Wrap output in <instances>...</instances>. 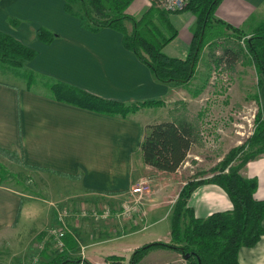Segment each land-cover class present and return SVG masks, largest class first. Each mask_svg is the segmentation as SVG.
<instances>
[{
  "label": "crops",
  "instance_id": "0c3cea01",
  "mask_svg": "<svg viewBox=\"0 0 264 264\" xmlns=\"http://www.w3.org/2000/svg\"><path fill=\"white\" fill-rule=\"evenodd\" d=\"M149 7L148 0H134L126 14L138 17ZM10 17L20 19L15 29L9 25ZM214 18L241 30L248 38L264 23V0H222L214 11ZM170 20L177 37L163 53L169 58L183 59L191 44L196 20L186 11L171 14ZM128 23L124 25L130 33ZM214 26L220 27L215 23ZM43 27L57 35L48 45L37 39V30ZM0 30L37 52V56L25 64V70L36 76L30 87L22 74L17 77L14 72L0 68V74L13 75L11 82L0 79V149L12 153L25 167L43 171L47 176V197L55 200L76 197L77 201L99 204L106 198L128 193L142 178L138 177V172L155 171L143 164L140 148L145 126L158 123L153 113L164 107L141 109L127 118L111 117L59 103L51 98L48 90L49 85L62 82L102 99L125 104L159 97H165V105L175 102L176 85L156 81L150 69L122 45L121 33L109 28L97 32L84 29L79 18L64 11L63 0H0ZM243 69L237 72L238 77L244 75ZM16 78H20V83L14 81ZM261 81L258 96L264 117L263 78ZM195 145L196 142L187 157ZM197 157L194 155L193 159ZM242 176L258 181L254 197L264 200V154L247 163ZM24 197L0 183V244L3 241L6 245L21 243L22 231L16 228L22 223L26 227L32 221L31 207L25 206ZM148 198L152 200L150 195ZM21 200L24 206L20 209L17 225L13 226ZM187 207L200 219L231 210L225 193L215 185L198 187ZM156 209L144 211L143 218L139 213L138 217L134 215L120 226L119 235L112 234L111 219L102 224L74 220L75 227L80 229L65 240L66 252L71 254L68 258L78 256L76 258L91 264H118L119 261L107 258L124 260L145 244L169 243L170 231L168 238L152 231L145 233L161 220V213L157 218H149ZM138 219L142 223L136 226ZM141 226L148 228L143 235L137 231ZM30 233L32 229L27 231ZM9 236L14 237L11 242ZM113 243L120 245L109 249L107 246ZM242 251L240 249L238 254L241 264ZM153 255L150 252L146 258Z\"/></svg>",
  "mask_w": 264,
  "mask_h": 264
},
{
  "label": "trees",
  "instance_id": "16d2710c",
  "mask_svg": "<svg viewBox=\"0 0 264 264\" xmlns=\"http://www.w3.org/2000/svg\"><path fill=\"white\" fill-rule=\"evenodd\" d=\"M63 1L64 11L79 18L84 29L97 32L109 28L121 33L122 45L132 51L160 83L182 85L194 78L201 51L205 46L212 49L216 45L212 44L213 42L207 44L206 39L212 36V31L216 29L214 23L218 24L220 28L235 34L237 39H243V51L250 56L259 77L258 90L262 86L264 23L246 38L241 30L231 28L214 18V11L222 0H191L183 11L191 13L196 20L191 44L183 59L169 58L163 53V49L176 39L177 31L170 20L173 13L158 9L157 0H148L150 8L137 19L126 14L127 8L134 0ZM126 21L132 24L131 33L125 28ZM13 25H17L16 20H13ZM56 37V34L44 28L37 30L38 41L45 45L50 44ZM241 51L226 47L223 48L220 58H215L212 52L210 58L217 67L223 63L232 69L242 55ZM36 56L37 52L33 48L0 32V63L4 69L25 70V64ZM21 74L28 87L35 82L34 73L25 70ZM48 90L51 98L59 103L111 117L127 118L141 109L164 106L163 102L154 100L134 104L105 100L62 82L49 85ZM255 99L259 102L258 95ZM254 119L252 135L242 146L231 150L210 177H195L181 187L170 216V243L154 242L143 245L132 253L129 264H138L152 249H167L182 257L188 255L185 260L187 264H241L238 259L239 250L253 248L264 236V200L254 197L258 181L240 174V170L247 163L264 154V117L260 105ZM195 139V129L185 121H162L147 125L140 148L143 164L157 172L174 174L187 159ZM0 155L15 159L12 153L2 149ZM236 160H240L239 164L233 165ZM3 179V172L0 170V183H3ZM203 185L219 187L229 200L231 210L212 213L205 219L197 218L193 210L187 207V203L192 193ZM20 209L21 207L18 208L13 226L17 223ZM107 260L116 259L109 257ZM40 264L91 263L81 258L71 259L59 255L54 260Z\"/></svg>",
  "mask_w": 264,
  "mask_h": 264
},
{
  "label": "rangeland",
  "instance_id": "374dc122",
  "mask_svg": "<svg viewBox=\"0 0 264 264\" xmlns=\"http://www.w3.org/2000/svg\"><path fill=\"white\" fill-rule=\"evenodd\" d=\"M157 8L162 10L158 6ZM138 17L133 18L137 19ZM13 20L16 19L9 18V25L15 29L21 22L20 19L16 20L17 25H13ZM128 24L131 26L129 31L130 29L132 31V24L130 22ZM209 42L216 45H212V49L208 48L207 50V46H205L201 51L195 72L196 77L194 76L193 81L176 85L177 97L175 102L164 104V108L156 109L153 113L154 119L158 122L185 121L195 129L196 145L176 173L164 175L167 173L140 171L138 177L141 176L142 178L130 189L138 188L140 189L139 193L133 195H130L129 192L123 195L117 194V197L106 198L105 201H101L99 204H88L80 200L78 202L75 199L76 197L62 200L47 197V188L45 187L47 176L43 175V171L25 167L18 160L0 155V170H2L4 178L3 185L25 196L23 198L24 204L31 207L29 213L32 220L30 225L25 227L22 223L19 226L20 229L16 228L22 231L20 233V238H22L20 244L6 245L4 241L0 244V264L47 263L59 255L68 258L71 254L66 252L65 240L67 237L72 236L77 229H80V227H75L74 220H77V222L79 220L81 222L89 220L93 223L102 224V222L111 219L112 228H114L112 234L119 235L117 230H120V226L132 220L134 215L138 217L140 214L143 218L144 211L158 208L149 218H157L158 213H161L159 223L149 230H147V226H141L137 231H140L141 235L152 231L168 238L167 232L170 231L168 217L171 216L177 199L176 194L179 193L183 184L190 179L210 177L214 172L213 170L218 167L219 163L225 159L231 150L242 146L247 141L253 133L254 117L260 105L255 99L258 95L257 80L259 77L250 56L243 51L245 47L243 39L239 40L231 31L217 27L212 31V36L210 35L206 39V43ZM226 47L233 48L236 51L242 50V55L232 66V69H229L223 63L217 67L210 58L211 52L215 58H220L223 48ZM242 67H244V75L238 77L237 72ZM0 68H3L1 63ZM7 70L14 72L17 77L25 72V70L17 71L11 68ZM11 76H13L12 73H9V75L7 73L5 75L0 74V79L10 81ZM19 79L16 78L14 81L20 83ZM172 88L170 87V90ZM164 99L165 97H159L153 100L164 103ZM194 155L198 156L195 160L193 159ZM239 161L236 160L232 164H239ZM243 169L240 170L241 175ZM149 195L151 201H149ZM23 200H21V206L19 204V207L24 206ZM123 206L132 207V209L128 210L127 213L122 211ZM104 207H109L112 210L109 217L102 216ZM141 223L138 219L136 226ZM31 229L32 233L27 234V231ZM58 233L62 234L60 239L57 238ZM15 234L17 235V232ZM38 237H41V240ZM12 238L14 237L9 236L10 242ZM58 240L62 245H59ZM119 245L120 243H113L107 247L111 249ZM241 249L243 250L241 252L243 264H264V236L253 248ZM168 251L170 250L152 249L138 264H187L180 254L173 251L168 253ZM150 252L154 255L152 258L147 259L146 256ZM41 254H44L43 257ZM115 259V261L125 264H129L130 261V258Z\"/></svg>",
  "mask_w": 264,
  "mask_h": 264
},
{
  "label": "built area",
  "instance_id": "2783aa9c",
  "mask_svg": "<svg viewBox=\"0 0 264 264\" xmlns=\"http://www.w3.org/2000/svg\"><path fill=\"white\" fill-rule=\"evenodd\" d=\"M191 0H157V6L160 7L163 11L168 12V13H179L185 10V8L188 6ZM133 190V189H132ZM129 191L130 195L136 194L140 192V189L136 188L133 190ZM132 209V207L128 206H123L122 211H125L128 213V210ZM111 211L109 207H104L103 208V213L102 216H110ZM132 212V210H131ZM130 212V213H131ZM101 215V214H99ZM62 237L61 233L57 234V238L60 239ZM59 245H62V243L58 240Z\"/></svg>",
  "mask_w": 264,
  "mask_h": 264
},
{
  "label": "water",
  "instance_id": "95a60500",
  "mask_svg": "<svg viewBox=\"0 0 264 264\" xmlns=\"http://www.w3.org/2000/svg\"><path fill=\"white\" fill-rule=\"evenodd\" d=\"M183 258H184L185 260H187V259H188V255H185Z\"/></svg>",
  "mask_w": 264,
  "mask_h": 264
},
{
  "label": "bare ground",
  "instance_id": "6f19581e",
  "mask_svg": "<svg viewBox=\"0 0 264 264\" xmlns=\"http://www.w3.org/2000/svg\"><path fill=\"white\" fill-rule=\"evenodd\" d=\"M183 12V11H182ZM182 12H179V13H182ZM175 14H178V13H175Z\"/></svg>",
  "mask_w": 264,
  "mask_h": 264
}]
</instances>
